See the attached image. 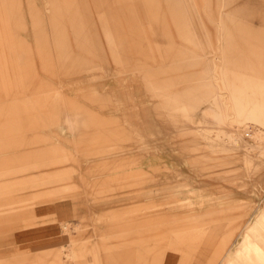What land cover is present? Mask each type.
<instances>
[{
	"label": "rangeland",
	"instance_id": "obj_1",
	"mask_svg": "<svg viewBox=\"0 0 264 264\" xmlns=\"http://www.w3.org/2000/svg\"><path fill=\"white\" fill-rule=\"evenodd\" d=\"M73 193L114 214L48 237ZM261 234L264 0H0V264H259Z\"/></svg>",
	"mask_w": 264,
	"mask_h": 264
},
{
	"label": "crops",
	"instance_id": "obj_2",
	"mask_svg": "<svg viewBox=\"0 0 264 264\" xmlns=\"http://www.w3.org/2000/svg\"><path fill=\"white\" fill-rule=\"evenodd\" d=\"M125 103H115V104H110L109 107H106V109L102 110L105 111L106 113H112L113 111H117L118 107L123 106ZM136 105H139V102L135 103ZM96 110V109H95ZM94 110V111H95ZM111 116L108 115H103V119H108ZM127 127V126H126ZM149 165L141 166L139 167L141 173L148 172L149 170ZM87 170H74L73 175H69V177L72 178H79L82 172H86ZM80 181H74V187L76 189H80ZM69 187L70 182H68ZM66 186V185H65ZM65 186H63V189H65ZM77 196L76 194H70V196L64 197L63 200H56L54 202H51L50 204H47L46 206L42 207H35L33 211V217H42L46 218L47 225L46 227H49V233L48 237H51L54 235L55 230L51 228H56L58 227V224L60 223H78L79 220H82V218H89V217H94V219H98L99 216L106 217V219H110V216L113 215V209L114 207L110 206V203H98V205L90 204L89 200L86 199V197L83 196ZM88 201V202H87ZM106 215V216H105ZM105 220V219H104ZM102 221L100 223L99 221H95L94 225H96V229L98 231H101L103 233L108 232L110 230L111 225H109L108 221L106 222ZM87 225H89V221H86ZM87 234H90L89 232ZM249 238L254 237L252 233H249ZM36 237H33V242H35ZM257 242H260L258 246L262 247L263 250L262 252L260 251L259 254V264H264V238L263 235L261 234L260 236L257 237ZM253 244L251 245L250 242H247V244L244 246L245 250H250L252 249ZM131 249H144V247H137V246H131V247H120V246H115V247H109V248H104V249H99V251H115V250H131ZM133 252V251H132ZM135 252V251H134ZM228 256V255H227ZM159 264H183L182 260L180 259V256L176 255L175 253L171 251H166L163 253V257L160 261Z\"/></svg>",
	"mask_w": 264,
	"mask_h": 264
},
{
	"label": "built area",
	"instance_id": "obj_3",
	"mask_svg": "<svg viewBox=\"0 0 264 264\" xmlns=\"http://www.w3.org/2000/svg\"><path fill=\"white\" fill-rule=\"evenodd\" d=\"M66 228V227H65ZM65 228H62L63 230H65Z\"/></svg>",
	"mask_w": 264,
	"mask_h": 264
}]
</instances>
